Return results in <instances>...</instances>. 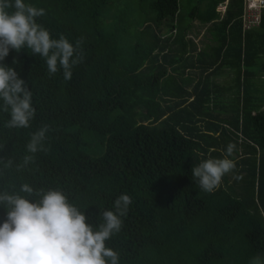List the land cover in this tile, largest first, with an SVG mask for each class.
<instances>
[{
  "label": "trees",
  "instance_id": "1",
  "mask_svg": "<svg viewBox=\"0 0 264 264\" xmlns=\"http://www.w3.org/2000/svg\"><path fill=\"white\" fill-rule=\"evenodd\" d=\"M225 1L197 0L185 15L179 0H25L45 9L38 23L52 38H83L84 60L71 80L28 49L3 61L28 84L36 114L30 127L9 129L0 111V158L21 163L31 134L51 130L48 150L6 170L0 190L58 187L94 226L129 195L122 229L106 241L119 264L264 257V10L259 27L245 29L244 0H229L220 17ZM194 22L209 36L200 49ZM229 143L236 168L206 193L191 169L223 158Z\"/></svg>",
  "mask_w": 264,
  "mask_h": 264
},
{
  "label": "clouds",
  "instance_id": "2",
  "mask_svg": "<svg viewBox=\"0 0 264 264\" xmlns=\"http://www.w3.org/2000/svg\"><path fill=\"white\" fill-rule=\"evenodd\" d=\"M226 9L227 4L224 12L218 13L224 15ZM45 14L44 8L25 0H0V111L9 116L4 124L9 129L30 127L36 114L28 84L13 67L3 63L10 51L30 50L45 60L50 75L62 69L65 80L72 79L73 67L84 60L83 38L75 44L63 34L52 38L49 30L38 23ZM50 130L45 124L31 134L26 145L28 154L21 163L0 158V176L13 166L17 172L22 171L34 161V154L47 151L45 141ZM235 148L229 143L223 158L202 159L193 166L192 178L201 190L214 192L233 172L236 163L230 157ZM131 203L129 195L121 194L112 210L100 212L101 222L94 226L85 211L58 187H34L28 182L20 184L18 190L5 186L0 190V206L5 209L0 223V264H119L120 254L106 241L121 231ZM249 264H264V257L256 255Z\"/></svg>",
  "mask_w": 264,
  "mask_h": 264
},
{
  "label": "built area",
  "instance_id": "3",
  "mask_svg": "<svg viewBox=\"0 0 264 264\" xmlns=\"http://www.w3.org/2000/svg\"><path fill=\"white\" fill-rule=\"evenodd\" d=\"M226 4L219 5L217 12H224ZM243 25L245 29L258 25L259 15L264 10V0H244Z\"/></svg>",
  "mask_w": 264,
  "mask_h": 264
},
{
  "label": "rangeland",
  "instance_id": "4",
  "mask_svg": "<svg viewBox=\"0 0 264 264\" xmlns=\"http://www.w3.org/2000/svg\"><path fill=\"white\" fill-rule=\"evenodd\" d=\"M180 1V10L182 13L185 15L188 14L193 7L196 6L197 0H179ZM192 31L194 32L195 35L192 37L196 42H198V47L201 48L203 44L206 43V41L209 39V36L206 31V27L200 25L197 22L192 23ZM208 27V26H207Z\"/></svg>",
  "mask_w": 264,
  "mask_h": 264
},
{
  "label": "crops",
  "instance_id": "5",
  "mask_svg": "<svg viewBox=\"0 0 264 264\" xmlns=\"http://www.w3.org/2000/svg\"><path fill=\"white\" fill-rule=\"evenodd\" d=\"M228 2H229V0H226L225 3L228 5ZM217 6H218V5H217ZM216 13H217V15L220 16V17H223V16H224V15H221L220 13L217 12V7H216ZM242 17H243V16H242ZM259 18H260V15H259ZM197 23H198V22H197ZM259 25H260V24L258 23V25L254 26V27H255V28H258ZM243 26H244V25H243ZM252 29H253V27H252ZM192 34L195 35L194 32L191 30V31L189 32V38H191V39L194 41V43L197 45V47H198V42H196V40H194V38L192 37V36H193ZM205 44H207V41H206ZM203 45H204V44H203ZM203 45H202V46H203ZM198 49H200V48L198 47Z\"/></svg>",
  "mask_w": 264,
  "mask_h": 264
}]
</instances>
